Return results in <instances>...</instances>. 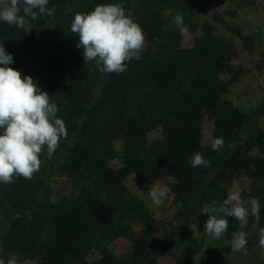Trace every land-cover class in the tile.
Instances as JSON below:
<instances>
[{"label":"rangeland","instance_id":"obj_1","mask_svg":"<svg viewBox=\"0 0 264 264\" xmlns=\"http://www.w3.org/2000/svg\"><path fill=\"white\" fill-rule=\"evenodd\" d=\"M109 3H122L145 34L141 59L120 74L85 64L70 31L75 13ZM47 7L55 15L30 19V32L0 27L33 37L20 71L49 93L68 135L51 158L45 147L30 180L0 182V259L264 264V0H49ZM217 137L224 146L214 151ZM194 152L209 166L192 167ZM98 164L124 169V179ZM152 187L172 194L157 206ZM230 191L258 198V219L226 217L220 238L205 234L203 205L222 203ZM20 213L33 254L13 236ZM238 231L247 234V254L231 251Z\"/></svg>","mask_w":264,"mask_h":264},{"label":"clouds","instance_id":"obj_2","mask_svg":"<svg viewBox=\"0 0 264 264\" xmlns=\"http://www.w3.org/2000/svg\"><path fill=\"white\" fill-rule=\"evenodd\" d=\"M48 2L7 0L0 7V21L30 32L33 29L30 19L55 15V7L49 9ZM174 22L181 34L188 31L181 14L174 17ZM70 31L78 37L77 47L83 50L85 64L95 61V66L103 73H123L127 70L126 62L141 59L145 34L122 3L98 4L88 13H75ZM13 62L12 54L7 53L0 43V182L5 184L19 177L30 180L40 169V156L45 147L48 158H51L60 140L68 135L65 122L57 115L58 107L50 101L49 93L41 90L33 77L22 76L20 70L10 67ZM223 146L222 137L214 139V151ZM209 163L200 152L190 156L194 168L207 167ZM171 194L168 187H152L148 193L157 206ZM259 208L258 198L246 201L238 192L230 191L222 203L214 200L203 205L201 215L207 216L204 233L220 238L229 227L226 217L246 222L251 214L258 219ZM246 235L244 231L232 233L231 251L247 254ZM260 244L264 246V228L260 229ZM0 264L5 261L0 259ZM7 264H16V261L12 258Z\"/></svg>","mask_w":264,"mask_h":264},{"label":"trees","instance_id":"obj_3","mask_svg":"<svg viewBox=\"0 0 264 264\" xmlns=\"http://www.w3.org/2000/svg\"><path fill=\"white\" fill-rule=\"evenodd\" d=\"M10 32L11 31L6 26L0 27V43L3 40L4 44H2L6 52L12 54L13 56L14 62L9 66L17 70H22L23 68H25L26 64L29 63L28 60L30 55L27 51L29 49V45L33 43V37L31 36V34L27 36H25V34H8ZM96 167L105 173L111 174L118 180L124 179V169H119L117 171L112 169L110 170L102 167L100 164H98ZM261 213L264 214V209H262ZM23 217L24 216H22V213L17 216L16 224H14L13 226V236L14 238L16 237V239L20 240L21 244L29 254H33L31 240L29 239V236L26 234V232L21 229ZM252 222L256 224L255 220H252ZM262 225H264V222H262ZM261 228L262 227H260V229Z\"/></svg>","mask_w":264,"mask_h":264},{"label":"crops","instance_id":"obj_4","mask_svg":"<svg viewBox=\"0 0 264 264\" xmlns=\"http://www.w3.org/2000/svg\"><path fill=\"white\" fill-rule=\"evenodd\" d=\"M235 263H236V264H242V262H239L238 260H237V261H235Z\"/></svg>","mask_w":264,"mask_h":264}]
</instances>
